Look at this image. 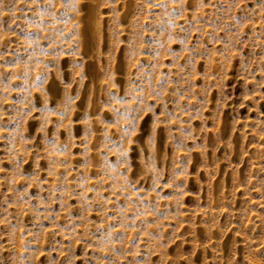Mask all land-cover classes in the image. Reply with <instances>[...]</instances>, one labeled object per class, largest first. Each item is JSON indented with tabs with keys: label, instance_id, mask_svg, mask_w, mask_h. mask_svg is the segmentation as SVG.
<instances>
[{
	"label": "rangeland",
	"instance_id": "obj_1",
	"mask_svg": "<svg viewBox=\"0 0 264 264\" xmlns=\"http://www.w3.org/2000/svg\"><path fill=\"white\" fill-rule=\"evenodd\" d=\"M0 264H264V0H0Z\"/></svg>",
	"mask_w": 264,
	"mask_h": 264
},
{
	"label": "bare ground",
	"instance_id": "obj_2",
	"mask_svg": "<svg viewBox=\"0 0 264 264\" xmlns=\"http://www.w3.org/2000/svg\"><path fill=\"white\" fill-rule=\"evenodd\" d=\"M96 0H90V2L92 3V5L94 4V2H95ZM91 19V16H88L87 17V20H86V26H85V30L86 31H88V33H90V35H92L93 37H95L96 36V25H95V23L92 21V20H90ZM85 20V19H84ZM84 31V30H83ZM86 31H84L85 33H86ZM84 33V34H85ZM87 36H89V35H87ZM86 36V37H87ZM93 37H92V39H93ZM89 38V37H88ZM94 40V39H93ZM90 44V43H89Z\"/></svg>",
	"mask_w": 264,
	"mask_h": 264
}]
</instances>
